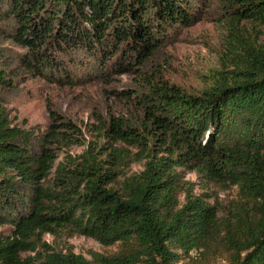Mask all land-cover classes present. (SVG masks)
Listing matches in <instances>:
<instances>
[{"label":"trees","instance_id":"1","mask_svg":"<svg viewBox=\"0 0 264 264\" xmlns=\"http://www.w3.org/2000/svg\"><path fill=\"white\" fill-rule=\"evenodd\" d=\"M200 3L0 0V23H10L0 38L22 48L37 74H66L73 59L92 62L101 75L124 74L152 62L172 32L194 23ZM226 8L213 83L189 99L167 86L155 90L170 100L166 107L185 100L196 114L192 123L172 124L150 103L141 131L118 119L99 121L97 140L70 156V146L82 145L71 123L49 111L45 130H26L0 102V226L9 229L0 236V264H90L70 249L54 250L45 235L116 247L107 256L90 252L95 264H207L210 257L264 264V42L240 26L264 27V0H228ZM8 86L0 68V90ZM229 107L248 137L231 148L216 140ZM136 164L141 170L131 171ZM178 168L193 173L201 190L234 188L235 200L210 204L205 193L192 195Z\"/></svg>","mask_w":264,"mask_h":264},{"label":"rangeland","instance_id":"2","mask_svg":"<svg viewBox=\"0 0 264 264\" xmlns=\"http://www.w3.org/2000/svg\"><path fill=\"white\" fill-rule=\"evenodd\" d=\"M227 1L201 0L194 23L172 32L155 59L138 69L140 71L135 69L124 74L112 72L101 75L97 65L77 59H73L66 74H37L24 64L25 53L22 48L0 38V68L10 82V86L0 90V102L13 123L26 130H45L49 123V111L56 113L62 121L71 123L80 133L75 139L82 145L70 146L66 150L70 156L80 154L88 142L97 140L94 130L100 126L99 121L107 125L110 119H118L141 131V125H145L143 113L145 108L151 110L150 103L163 108V115L172 124L179 120L192 123L190 120L196 114L186 109L185 100L173 99V104L166 107L165 103L170 100L157 97L155 90L158 86H167L178 96L189 99L200 96L213 83L215 72L221 70L220 58L227 33V12L230 10L226 8ZM240 26H245L249 37L264 42V27L254 29L250 24ZM0 28L4 35L8 34L6 32L10 29V23L3 21ZM146 97L152 101L148 102ZM225 117V123L216 136L217 145L231 148L248 141L240 113L229 107L225 109ZM64 155L60 153L56 163ZM130 170H141V164L132 165ZM178 171L183 181L192 184V195L203 192L209 196L207 202L210 204L215 197L221 205L236 198V191L232 187L221 190L209 186L207 190H201L193 173L184 168H178ZM5 235H9V229L0 226V236ZM42 241L54 250L70 249L90 264H95L90 252L107 256L116 251L115 246L101 247L93 240L79 236L53 239L45 235ZM189 256L195 261L200 257L194 253ZM207 264L225 262L218 257H210Z\"/></svg>","mask_w":264,"mask_h":264}]
</instances>
